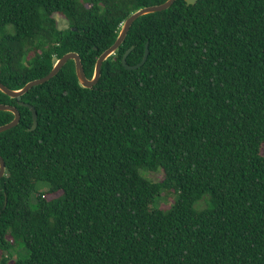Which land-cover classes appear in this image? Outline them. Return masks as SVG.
Returning <instances> with one entry per match:
<instances>
[{
	"label": "trees",
	"instance_id": "obj_1",
	"mask_svg": "<svg viewBox=\"0 0 264 264\" xmlns=\"http://www.w3.org/2000/svg\"><path fill=\"white\" fill-rule=\"evenodd\" d=\"M166 1L0 0V82L71 52L91 79L126 19ZM0 104L21 114L0 134V264H264V0H177L134 22L93 88L69 61Z\"/></svg>",
	"mask_w": 264,
	"mask_h": 264
},
{
	"label": "water",
	"instance_id": "obj_2",
	"mask_svg": "<svg viewBox=\"0 0 264 264\" xmlns=\"http://www.w3.org/2000/svg\"><path fill=\"white\" fill-rule=\"evenodd\" d=\"M176 1L177 0H167L165 3L160 4V5H155V6H150V7L140 9L136 11L135 13H133L130 17H128L126 21L123 23V25L121 26V30H120V33H119V36L116 42L99 56L96 62V66H95L94 76L91 79H89L85 73V69H84V66H83V63H82V60L79 54L75 52H71V53L64 55L61 59H59L56 62L52 71L47 76L31 81L27 83L21 90H17V91L9 89L8 87H6L4 84L0 82V91L4 93L5 95L9 96L10 98H20L24 96L25 94H27L32 88L43 85L49 82L51 79H53L64 68V66L69 61L75 62L76 75H77L79 84L83 88H87V89L93 88L95 85H97V83L99 82L101 78L103 63L109 57L114 55L116 51L122 46L134 22L145 15L159 13V12L168 10ZM198 1L199 0H186V3L187 5H195ZM133 49L134 47H131L130 49H128L122 59L123 65L127 70H137L141 68L146 63L148 56H149V48L147 45L143 60L137 65L130 66L127 62V59L130 53L133 51ZM20 105L31 109L33 113V126L30 129V131L36 130L38 126L37 110L30 104L20 103ZM0 112H10L14 114V119L10 123L0 126V134L6 131H9L19 125L20 120H21V114L16 107L11 106V105H6V104H0ZM5 174H6V164L3 158L0 157V180L5 176Z\"/></svg>",
	"mask_w": 264,
	"mask_h": 264
},
{
	"label": "rangeland",
	"instance_id": "obj_3",
	"mask_svg": "<svg viewBox=\"0 0 264 264\" xmlns=\"http://www.w3.org/2000/svg\"><path fill=\"white\" fill-rule=\"evenodd\" d=\"M57 22H58V27L61 30L67 29L69 27V23L68 21L61 15H56L55 16ZM149 179L159 182L163 180V173L162 172H155V173H148L146 175ZM173 199L174 197H163L161 199V207L163 209H167L168 207L171 206V204L173 203ZM26 256V253L22 254L19 256V258H24Z\"/></svg>",
	"mask_w": 264,
	"mask_h": 264
}]
</instances>
